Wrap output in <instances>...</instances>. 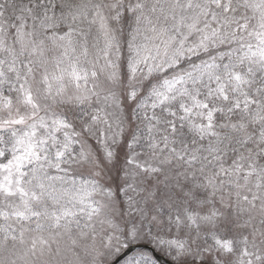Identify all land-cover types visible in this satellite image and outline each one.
<instances>
[{"label": "snow or ice", "instance_id": "obj_1", "mask_svg": "<svg viewBox=\"0 0 264 264\" xmlns=\"http://www.w3.org/2000/svg\"><path fill=\"white\" fill-rule=\"evenodd\" d=\"M264 264V0H0V264Z\"/></svg>", "mask_w": 264, "mask_h": 264}, {"label": "water", "instance_id": "obj_2", "mask_svg": "<svg viewBox=\"0 0 264 264\" xmlns=\"http://www.w3.org/2000/svg\"><path fill=\"white\" fill-rule=\"evenodd\" d=\"M157 258L159 259V261H162L163 262V259L159 258L158 256H157Z\"/></svg>", "mask_w": 264, "mask_h": 264}, {"label": "rangeland", "instance_id": "obj_3", "mask_svg": "<svg viewBox=\"0 0 264 264\" xmlns=\"http://www.w3.org/2000/svg\"><path fill=\"white\" fill-rule=\"evenodd\" d=\"M158 254H160V253H158ZM160 256H163L162 254H160ZM164 257V256H163ZM165 258V257H164Z\"/></svg>", "mask_w": 264, "mask_h": 264}]
</instances>
